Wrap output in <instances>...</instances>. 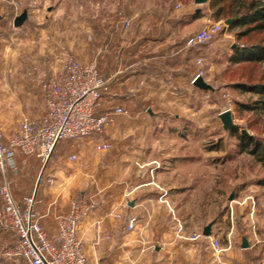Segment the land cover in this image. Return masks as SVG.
Wrapping results in <instances>:
<instances>
[{
  "label": "crops",
  "instance_id": "1",
  "mask_svg": "<svg viewBox=\"0 0 264 264\" xmlns=\"http://www.w3.org/2000/svg\"><path fill=\"white\" fill-rule=\"evenodd\" d=\"M173 1L154 0L142 12L135 7L138 0L99 1L93 11L85 3L88 12H80L78 23L90 33V44L81 32H72L68 18L59 25V44L55 15L47 17L51 37L46 40L44 34L8 33L6 16L0 14V130L6 137L23 117L43 115V82L61 70L58 57L68 54L82 63L97 62L109 85L102 110H127L102 136L68 140L45 167L39 156L17 153L13 194L23 205L26 195L36 193L35 209L52 237L73 198L94 203L77 231L92 264H210V242L225 232L222 244L229 238L231 247L224 257L231 264H264V235L256 224L237 235L234 225L201 220L199 197L214 190L215 161L200 157L199 140L178 139L174 133L189 136L197 127L192 117L209 106L208 90L193 82L198 57L209 49L186 44L209 16L199 21L202 9L194 7V0ZM121 14L131 19L130 28L120 27ZM26 44L34 51L23 53ZM39 44L46 45L45 55ZM56 46L61 47L57 57ZM103 139L112 146L97 150ZM70 153L77 159L70 160ZM211 222V235H203ZM244 236L247 247H242ZM16 241V233L0 225V264H25L4 254Z\"/></svg>",
  "mask_w": 264,
  "mask_h": 264
},
{
  "label": "rangeland",
  "instance_id": "2",
  "mask_svg": "<svg viewBox=\"0 0 264 264\" xmlns=\"http://www.w3.org/2000/svg\"><path fill=\"white\" fill-rule=\"evenodd\" d=\"M99 1L106 3L121 2V0ZM99 1L5 0L4 3L0 4V14L6 16L5 26L8 33L17 32L27 38L44 34L46 40L51 37L46 28L48 19H50L47 17L50 15L52 18L55 15L53 22L56 26L55 31L58 39L56 42L58 43H61L62 37L59 34V25L62 22H68L65 20L68 18L70 21L68 23L73 27L72 32L77 35L81 32L82 39L90 44L92 37L90 33L86 32L85 27L78 23V17L80 12H88L85 3L88 2V8L93 11L91 8L97 9V2ZM152 1L154 0H138L139 3L135 7L142 12L147 9ZM155 1L165 4L167 2L174 3L173 0ZM182 1L185 3L186 0ZM248 1L209 0L207 3L194 4V7L202 9L199 21L208 14L212 20L220 21L222 25V29L215 34L212 42L207 45L209 53L204 51L206 53L205 58L207 57L209 60H204L202 64L198 63L197 73H201V76L214 89L207 91L210 97L209 106L200 110L199 115L195 118L192 117V119L197 118V127L189 132V136L185 135V131H178L174 134L178 139L193 137L199 140L201 143L198 151L200 157H209V161L213 158L215 161L214 190H209L199 197L201 220L207 222L214 220V223H219L224 228L234 225L237 235L245 233L250 230L251 225L256 224L259 231L264 235V164L250 152L242 151L239 137L241 129H246L249 136H253L264 143V106L260 101L261 93L249 87V85L264 83V61H256L242 56L237 57L234 50L235 46L242 47L264 40V29L254 28V22L238 24L235 20L236 11L242 9ZM119 5L121 6V3ZM228 5L230 6L229 12L225 9V6ZM24 10L28 11L27 20L23 26L15 27L13 25L14 18ZM228 18L233 20L226 23ZM75 36H71V38L75 40L77 38ZM27 41L30 43V39ZM25 46L28 50H24L23 53L34 51L33 46H27V44ZM41 46L42 54L45 55L46 45L39 44V53ZM59 46H56V57L60 53L58 50L61 47ZM68 55L62 58L58 57L61 67ZM92 61L94 60L84 64H89ZM227 108L232 110L234 122L238 125L236 129L225 130L223 128L219 113ZM183 128L181 129L183 130ZM202 177L204 179L200 182L206 184V176ZM230 196H233L232 199ZM226 237L225 232L220 235V240L224 242Z\"/></svg>",
  "mask_w": 264,
  "mask_h": 264
},
{
  "label": "built area",
  "instance_id": "3",
  "mask_svg": "<svg viewBox=\"0 0 264 264\" xmlns=\"http://www.w3.org/2000/svg\"><path fill=\"white\" fill-rule=\"evenodd\" d=\"M119 25L128 29L131 19L121 14ZM221 29L220 21L208 17L199 30L188 36L186 44L207 46ZM204 55L198 57V63L204 62ZM108 91V82L96 61L84 64L68 56L61 70L43 82V115L23 117L18 129L8 137L0 130V225L17 235L15 245L5 250L7 257H19L25 264H92L77 231L94 203L73 198L69 211L58 218L57 233L52 237L35 209L36 193L26 195L22 205L13 194L12 178L18 170L17 153L37 155L45 167L56 152L67 148L68 140L102 136L118 115L127 113L122 107L101 109ZM111 146L108 139H103L95 148L107 150ZM68 158L74 161L77 154L70 153ZM133 221L131 218L129 228L133 227ZM227 242L225 246L220 239L212 238L210 264H231L224 257L225 250L231 247L229 238Z\"/></svg>",
  "mask_w": 264,
  "mask_h": 264
},
{
  "label": "trees",
  "instance_id": "4",
  "mask_svg": "<svg viewBox=\"0 0 264 264\" xmlns=\"http://www.w3.org/2000/svg\"><path fill=\"white\" fill-rule=\"evenodd\" d=\"M226 7V8H225ZM223 8L229 12V5ZM235 20L238 24H250L254 22V28L263 30L264 29V0H249L242 9L236 11ZM237 57H248L249 59L256 61H264V40L262 42H253L251 44L244 45L242 47L235 46ZM252 90L261 93L260 101L264 106V83L249 85ZM241 139L242 151H248L257 160L264 164V143L255 139L253 136H247L239 134Z\"/></svg>",
  "mask_w": 264,
  "mask_h": 264
},
{
  "label": "water",
  "instance_id": "5",
  "mask_svg": "<svg viewBox=\"0 0 264 264\" xmlns=\"http://www.w3.org/2000/svg\"><path fill=\"white\" fill-rule=\"evenodd\" d=\"M209 0H194V2L196 4H203L208 2ZM198 11H200V9L198 8ZM28 18V11L24 10L21 14L17 15L14 18V26L15 27H20L24 24V22L27 20ZM233 19L232 18H228L225 22L226 23H230ZM194 85L197 86L200 89H204V90H213V86L208 83L204 77H202L201 75H198L194 78ZM219 118L223 123V128L225 130H230V129H236L237 128V124L234 122V118H233V114H232V110L227 108L222 110L219 113ZM241 133L244 135H249L248 132L246 131V129H241ZM233 196H230V199H232ZM213 222L209 223L203 230V235L205 236H210L212 231H211V226H212ZM248 246V241L247 238L244 236L242 238V247H247Z\"/></svg>",
  "mask_w": 264,
  "mask_h": 264
}]
</instances>
